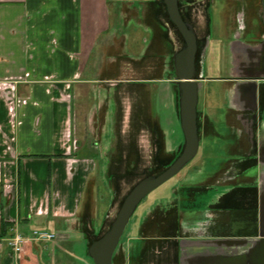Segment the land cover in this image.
<instances>
[{
	"label": "crops",
	"instance_id": "1",
	"mask_svg": "<svg viewBox=\"0 0 264 264\" xmlns=\"http://www.w3.org/2000/svg\"><path fill=\"white\" fill-rule=\"evenodd\" d=\"M230 4L239 14L224 20L219 42L208 29L202 72L216 54L228 76L240 77V63L249 68L240 53L264 48V0ZM181 46L163 0H0V264L80 261L78 247L106 220L120 179L175 154L183 141L174 59ZM203 77L199 93L215 82L221 95L208 91V134L213 101L235 88ZM252 82L256 92L264 83ZM156 225L175 234V219L161 215ZM35 231L57 236L42 240ZM17 232L28 237L19 255L8 242Z\"/></svg>",
	"mask_w": 264,
	"mask_h": 264
},
{
	"label": "flooded vegetation",
	"instance_id": "2",
	"mask_svg": "<svg viewBox=\"0 0 264 264\" xmlns=\"http://www.w3.org/2000/svg\"><path fill=\"white\" fill-rule=\"evenodd\" d=\"M185 2L186 0H179L183 17L185 16L184 7L191 14L189 12L191 7L185 6ZM210 3L215 6L216 15L223 20L228 19L230 13L237 16L238 9L241 7L230 4V0H210ZM256 7L254 4L245 6L246 11L253 16H256ZM173 25L175 26L174 23ZM225 25L227 31V24ZM257 26L261 29L259 23ZM195 29L198 43L195 65L196 73L199 75L204 63L206 35H209L210 31L202 28ZM176 30L182 39V46L176 52L178 53L184 47L185 40L177 27ZM261 43L264 47V38ZM240 54L242 58L249 59V68L242 67L243 63H240L241 67L238 69L240 77L226 76L218 79L230 81L235 90L228 100H217L212 103L217 115L215 120L221 122L223 131L217 129V124L212 126L208 124V134L202 133L203 109L207 107L208 101L207 97L201 99L200 93H198L197 101L199 149L201 144L206 142L205 139L212 138L214 140H211L212 144L215 141H221L218 146L222 144L228 156L220 163L206 164L203 176L199 179L182 182L179 191L182 194L180 200L170 205L166 211L162 213L153 211L151 215L148 214L147 224L156 222L161 215L164 220H167L171 214H175V234L144 237L136 255H141L147 252L151 245H160L163 240H166L167 243L173 244V249L175 248L176 264H245L244 250L240 245L236 253L238 259L234 257V252L229 247L219 244L216 247L213 246L219 241L222 242L223 239L257 237L261 226V195L264 188V83L258 85V92H256V83L252 81L264 82V48L262 50L255 48L245 55L243 52ZM244 74H248V77H244ZM239 81L251 82L240 84L237 83ZM237 87L240 89L239 93L236 91ZM214 93L218 98L221 96L219 85ZM182 132L183 141L175 154L166 163L157 164L158 168L147 176L164 171L181 155L185 145L183 128ZM132 262L135 263V261Z\"/></svg>",
	"mask_w": 264,
	"mask_h": 264
},
{
	"label": "rangeland",
	"instance_id": "3",
	"mask_svg": "<svg viewBox=\"0 0 264 264\" xmlns=\"http://www.w3.org/2000/svg\"><path fill=\"white\" fill-rule=\"evenodd\" d=\"M184 4L185 6L188 5V7H191V10H189L191 14L187 12L186 7L183 8L185 11V13L183 12L185 15L184 17L186 20L190 21L191 23L193 22L196 28L200 27L202 29L212 30V32L214 31L213 34L216 36V42L222 40L221 35L223 36L224 32H226L225 21L216 15V8L215 6H212L210 0H187V2H185ZM210 17L212 20L211 26H209L208 24L210 22L208 21V18L210 19ZM200 18L203 19L201 22L199 21ZM214 56L217 58L216 54H214ZM216 58L206 61L207 64H204L205 67L202 72L203 76L226 77L230 74L231 70L228 65L226 63L224 65H221L219 61L216 60ZM214 84L215 82H206L204 84L200 92L201 99L207 97L208 91L212 87L214 89L213 91H215ZM216 124L217 129L223 131V125L221 124V122L216 121ZM211 140L213 139H205L206 142H203L201 144L197 155L190 162H188L177 173V175L171 177L161 186L151 191L142 200V202L135 210L128 226L126 227V230L114 253L113 264H131L133 263L132 261H135V263L133 264H176V258L174 256L175 248L173 249V246L168 244L166 240H163L162 244L160 245H151V248L147 250V252H144L141 255H136V253H138L139 251L140 246H142L144 237H157L158 235L163 233L169 234L168 230H166L165 232V229H157L156 222H154L155 226L152 225L149 228L150 224L152 223H145V220L149 218L147 217L148 214H150H147V210L148 208H152L154 206L152 205L153 200H156L158 197L170 196L171 199L165 201L164 203H161L160 205H155L156 207L154 206L153 209H151L152 212L158 211L159 213L166 211L170 205H173L175 204V202H178L180 200L182 194L179 191L181 189L182 185L180 184L182 182H191V180L199 179L201 176H203V172L208 164L211 165L220 163L223 159L226 158V156H228L225 150H223L222 144L218 146L221 141H215V143L212 144L211 142H213L214 140ZM204 145H206L207 147H204ZM157 168V164L137 166L135 168L133 176H125L120 179L119 184L116 186V203L113 204L109 215L106 217V220L104 221L102 226L96 229V231H94L91 235H88V237L84 241V246H79L83 247L84 249L78 247L81 253L79 256L80 261L76 258L74 264H92L91 260L87 257L85 247L88 252L90 245L95 240L101 238L110 229L111 224L117 216L126 196L141 180L149 177L147 175L152 174ZM162 172L160 171V173ZM160 173L153 175H158ZM175 218V214H171L166 220L167 224H173ZM146 229L147 231L145 232ZM158 230L160 231V234H157ZM73 251H77V249L75 248L73 249Z\"/></svg>",
	"mask_w": 264,
	"mask_h": 264
},
{
	"label": "water",
	"instance_id": "4",
	"mask_svg": "<svg viewBox=\"0 0 264 264\" xmlns=\"http://www.w3.org/2000/svg\"><path fill=\"white\" fill-rule=\"evenodd\" d=\"M168 15L182 34L185 45L174 55L176 75L181 95V123L185 135V145L181 155L166 170L141 180L126 196L110 229L89 247L88 253L94 264H113L114 253L135 210L142 200L154 189L176 175L198 153L200 137L197 125V101L199 84L203 75L196 73V55L198 51L197 33L193 24L184 19L179 0H163ZM264 6V5H263ZM261 226L258 236L253 238H228L219 241L233 250L238 259L237 248H243L245 264H264V188L261 195ZM223 243V244H222Z\"/></svg>",
	"mask_w": 264,
	"mask_h": 264
},
{
	"label": "built area",
	"instance_id": "5",
	"mask_svg": "<svg viewBox=\"0 0 264 264\" xmlns=\"http://www.w3.org/2000/svg\"><path fill=\"white\" fill-rule=\"evenodd\" d=\"M35 237L42 240H52L57 235L55 233L47 231H35ZM27 236L22 232H17L13 237L8 239L10 246L13 248L14 252L19 255L24 248V244L27 240Z\"/></svg>",
	"mask_w": 264,
	"mask_h": 264
},
{
	"label": "trees",
	"instance_id": "6",
	"mask_svg": "<svg viewBox=\"0 0 264 264\" xmlns=\"http://www.w3.org/2000/svg\"><path fill=\"white\" fill-rule=\"evenodd\" d=\"M86 253H87V257L90 258L89 253L87 252V249H86ZM90 260L92 261V264H94V262L91 258H90Z\"/></svg>",
	"mask_w": 264,
	"mask_h": 264
}]
</instances>
